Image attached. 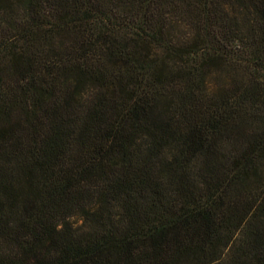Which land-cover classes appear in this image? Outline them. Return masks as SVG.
Returning <instances> with one entry per match:
<instances>
[{
  "label": "trees",
  "instance_id": "1",
  "mask_svg": "<svg viewBox=\"0 0 264 264\" xmlns=\"http://www.w3.org/2000/svg\"><path fill=\"white\" fill-rule=\"evenodd\" d=\"M228 5L264 64V0H0V264H264V89L202 91Z\"/></svg>",
  "mask_w": 264,
  "mask_h": 264
},
{
  "label": "rangeland",
  "instance_id": "2",
  "mask_svg": "<svg viewBox=\"0 0 264 264\" xmlns=\"http://www.w3.org/2000/svg\"><path fill=\"white\" fill-rule=\"evenodd\" d=\"M223 14L226 15L229 19L234 18L236 22V27L231 28L232 31L238 30L237 34L239 35L235 40L232 36L225 38L223 44L225 45V58L220 59L215 57L214 51H209L207 61L204 66L203 74V86L202 91L205 97H215L220 92L223 91H238L242 87L250 86L254 81L259 82L262 88L264 89V64L256 65L253 62L251 57V40L249 38V33L247 31L246 25H238V21L242 22L241 17L243 18V12L241 9H237L230 5L225 6L222 10ZM246 12H249L248 10ZM22 12H17L13 14V17L21 16ZM249 13H246L245 18L251 24L252 16H249ZM249 17V19H248ZM175 18V17H174ZM240 24V23H239ZM249 24V25H250ZM248 26V25H247ZM217 27L214 29L213 33L216 36V39L220 41V36ZM198 26L195 24L194 20L190 18L179 19L176 18V21L170 28L165 29L163 32L167 33L169 40L176 46H184L190 44L193 41L196 44H200L198 41ZM203 38L206 33H202ZM226 36V35H225ZM234 36V35H233ZM211 37V45L214 46L215 42L213 37ZM202 40V38H201ZM221 42V41H220ZM42 44L40 42L36 43V48H41ZM150 54L152 56H160V51L157 49V46L154 44L150 47ZM88 90H95L94 87L89 86L83 89L82 94L84 99L89 96ZM227 156V154H225ZM244 232H238L234 236H229L224 242L229 241L226 247L224 243L220 248H241L242 243L245 241ZM230 239V240H229ZM223 260L226 263L227 258L230 259L228 249H224ZM223 264V263H222Z\"/></svg>",
  "mask_w": 264,
  "mask_h": 264
}]
</instances>
